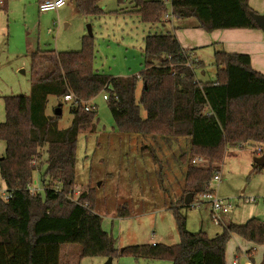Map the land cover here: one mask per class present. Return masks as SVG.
<instances>
[{"label":"trees","instance_id":"1","mask_svg":"<svg viewBox=\"0 0 264 264\" xmlns=\"http://www.w3.org/2000/svg\"><path fill=\"white\" fill-rule=\"evenodd\" d=\"M7 1L0 0V5L5 7ZM99 1L75 0V4L80 13L91 18L104 14ZM130 1L134 12L148 24L168 13L161 0ZM169 9L178 19H194L208 33L259 28L247 0H170ZM187 52L173 34H148L144 38L143 69L132 76L94 71L90 34L82 37L78 51L53 53L48 58L31 55V70L37 68L39 59L49 63V70L32 83L28 95L2 98L0 140L5 150L0 159V179L10 198H0V264H60L63 244L78 246L80 258L129 255L172 264H226L225 249L232 235L264 245V221L258 218L227 224L213 237L186 229V218L179 210L189 206L184 205L185 196L190 194L189 202L197 199L207 191L214 171H219L216 165L191 164V158L198 155L221 164L229 146L264 145V75L252 69L249 56L215 51V80L202 82L187 65ZM138 83L141 90L137 97ZM103 92L120 133L187 141L186 151L177 158L183 166V196L169 207L179 235L176 244L145 243L118 250L101 228L92 191L81 194L77 201L69 198L75 186L77 138L96 117L89 102ZM50 95L58 99V107L66 95L72 96V120L64 129L57 127L60 114L45 113ZM85 105L91 109L85 111ZM44 149L45 169L40 175L43 190L31 195L27 186ZM260 169L254 164L250 173ZM259 264H264V258Z\"/></svg>","mask_w":264,"mask_h":264},{"label":"rangeland","instance_id":"2","mask_svg":"<svg viewBox=\"0 0 264 264\" xmlns=\"http://www.w3.org/2000/svg\"><path fill=\"white\" fill-rule=\"evenodd\" d=\"M72 2L74 0H71V4ZM98 3L104 14L87 19L76 15L72 20L73 26L66 30L64 25H60L52 16V12L40 14L31 0H11L7 14L0 10V27L9 31L8 36L1 39V46L3 41L5 42L1 53L6 47L11 54H16L26 42L33 45V50L53 49L57 37L59 43H63V47H68V34L74 42L80 39L78 47L62 49L78 51L81 49L82 34H79L81 31L76 30V27L81 25L85 36L90 26L94 71L111 76L139 74L143 69V57H139L140 48L141 50L143 48V37L148 33L151 35L165 33V30L170 31L171 28L167 25L162 32H157L153 25L143 22L137 14L130 12L133 9L130 0H101ZM167 9V14H170L168 5ZM82 20H86L84 24ZM60 27L62 33H59ZM200 50H203L202 66L197 68L190 64L189 67L195 70L197 80L213 81L215 68L211 50L208 48ZM55 51L59 50L55 49ZM25 55L28 59L26 74L19 72L17 79L12 78L9 82L14 86L27 82L24 92L28 94L31 72L28 53L25 52ZM16 80H19V83ZM140 90L141 84L138 83L137 97ZM11 91L19 93L16 90ZM103 94L106 93L98 94L89 102V105L95 107L96 117L92 125L80 132L77 138L75 186L69 198L77 201L81 194L92 191L95 200L94 212L101 217V228L114 240L118 250L153 240L165 245L176 244L179 242V235L169 207L183 196L185 186L183 166L177 158L181 152L186 151L187 141L184 138H179L177 141H163L138 134L120 133L115 127L107 100L102 97ZM58 104V99L50 95L45 113L52 116ZM69 106L70 101H62L57 123L59 129H64L71 123L72 114L69 112ZM141 117H145L143 110ZM3 120L4 113L0 118V121ZM255 145L248 144L242 148H238V145L229 146L221 164L214 163L206 157H202L203 163L196 164L201 167L216 165L221 169L220 182H212L211 186L215 197L227 201L231 205V210L225 216H221L222 222L217 224L211 218L208 203H201L198 207L190 205L180 207V212L186 217V229L190 233L204 232L208 237H213L220 233L227 223L244 224L252 218L262 219L264 199L256 194L259 187L254 179L255 173H250L252 168L248 165L247 157H244L248 152L254 153ZM4 150L5 143L0 140V159ZM237 152H241L242 155ZM252 153L250 156L253 159ZM196 157L199 156L191 158V164L192 159ZM45 159L44 149L38 170L33 172L31 183L32 187L41 193L43 189L40 175L45 169ZM214 172L216 173V170ZM1 182L0 179V185ZM236 238L245 242L250 248H255L253 258L256 259L258 255V262L264 252L260 248L264 245H255L240 237ZM229 242L233 243V249L231 255H225L227 264L237 254L240 255L239 263H243L242 254L235 245L236 241L230 237ZM59 259L60 264H74V262L105 264L107 261V257L103 255L80 258L78 246L65 244L60 247ZM110 264L172 263L167 260L135 259L129 255H116L112 257Z\"/></svg>","mask_w":264,"mask_h":264},{"label":"crops","instance_id":"3","mask_svg":"<svg viewBox=\"0 0 264 264\" xmlns=\"http://www.w3.org/2000/svg\"><path fill=\"white\" fill-rule=\"evenodd\" d=\"M10 1L11 0L7 1V4L5 7H2V5H0V10H2L6 14L8 12V7H9ZM31 1H32L33 6L35 3V5L37 7V11L39 12L38 5L40 4V2L42 0H31ZM161 1L166 2V6L170 5V0H161ZM247 5L256 14H263L264 13V0H247ZM135 10L136 9L134 8V5H133V9H131L130 12H132L133 14H136V13H134ZM49 12H52V14H53L52 16L56 18V21H59L60 25L63 24L66 30H68L69 28H71L73 26L72 20L76 15L83 17V19L84 18L87 19V17H85L82 13H80L78 11V9L76 8L75 0H74V2H72V4H71V0H69V2L67 4H65L64 6H62L61 8H59L57 10H51L48 12H44V13L47 14ZM39 13L44 14L42 12H39ZM167 15H168L167 19H165L163 17L158 22L150 24V25H153V27H155L157 32H162V30L165 27H167V25H169V27L171 28L170 31H168V29H167V30H165V33H159V34H173L176 37V39L178 40L182 49L188 51L187 54L189 55V62H191L192 65H195L197 68L202 66L203 61L201 58H202L203 50H200V49H207L208 48L211 50L212 58H213V54L215 51H223L225 53H230V54H246L249 56L250 65H251L252 69L255 70L256 72H259V73L264 75V34L260 28L218 29V30H214V31L208 33V32H205L204 30H202L201 28H199L197 22L192 18L178 19V18L172 16L171 13L167 14ZM192 20L195 22H193ZM82 21L84 24V22L86 20H82ZM53 26H55L54 22H53ZM78 29L81 31L79 34H82L81 35V38H82L83 34H84V30L82 29L81 25H78L76 27V30H78ZM76 30H74V31H76ZM62 31L63 30L60 27L59 33H62ZM8 34H9V31L6 28L0 27V118H2V113H3L2 98L4 96H9V95H28L30 92V87H31L32 83L42 74V72L49 70V68H50L49 63L47 61H44L41 59H39V61L37 63V68L35 70H31V68H30L31 82L28 85L29 86L28 94L24 92V90H26V88H27V82H26V84H25V82L23 84H20L19 80H16L19 83V85L18 86L12 85L9 82L10 79H12V78L17 79V77H18L17 73H19V72H21L24 75L27 72L26 66L28 64V59H26L25 52L28 53L29 67H30V58H31L32 54L38 53L39 58H43V57L48 58V57L52 56L53 53L56 54L59 52H64L63 50L69 51V50L62 49V48H67V49L74 48V49H76L78 47V41H80V39H79L76 42H74L73 40H71V38L69 37V34H68V44H69L68 47H63L64 46L63 43L62 42L59 43V39L57 37V40L54 42L53 49H48V48L39 49V48H37L36 50H33V45L29 42H26V43L22 44V46L19 48V50L17 51L16 54H11L9 52L8 48H6V47L3 49V53H1L2 48L5 45V42L3 41L2 46H1V39H4V37H7ZM148 34H150V33H148ZM147 35H145L143 37V47H144V38ZM69 46H74V47H69ZM54 48L56 50H59V51H55ZM196 50H199V51H196ZM48 52H50V53H48ZM141 56L143 57V48H142V50L140 48L139 57H141ZM194 72H195V70H194ZM11 90H16L19 93L12 92ZM0 122H2V121H0ZM245 145H248V143L240 144V145H238V148H242ZM257 147H261L263 149V152H264V145H262V144H256L254 147V152H255ZM250 153H252V152H250ZM250 153L248 152L247 156L244 155V157H247L248 165L250 168H252V166L255 164L253 162V159L255 157L260 156L261 154L256 155L255 153H252L254 156L252 159L250 156ZM238 154L242 155L241 152ZM260 168L261 169L259 171L255 172L254 179H256L255 180L257 182L256 184L259 187V191L256 194L262 196V198L264 199V167H260ZM219 170H221V169L219 168ZM1 183H2V185H0V190H5L4 183L3 182H1ZM1 186L3 188H1ZM177 201H178V199H177ZM192 202L193 201L189 202L188 204L191 206ZM226 214H223L222 216H225ZM260 220L264 221V216H262V219H260ZM236 237H239V236H234V235L231 236L233 241H236V244L235 243L234 244L237 245V250L238 249L240 250V252L242 254L241 257L243 258L244 262L239 263L240 255L237 254V255L233 256V259L229 262V264H234V263H237V264H259L262 261V259L264 258V252L262 253L260 260L257 262L258 255H257L256 259L253 258L254 251H256L255 248H252V247L250 248L249 246H247V244L245 242L238 240V238H236ZM147 243L155 244L158 242L153 240V241L147 242ZM251 244H253V243H251ZM230 245H232V246H230ZM260 246H263V245H260ZM230 247H232L231 250H230ZM232 249H233V243L228 241V243L226 245V249H225V255L226 254L231 255ZM260 249L263 251L264 247L260 248ZM225 262H226V259H225ZM226 264H227V262H226Z\"/></svg>","mask_w":264,"mask_h":264},{"label":"built area","instance_id":"4","mask_svg":"<svg viewBox=\"0 0 264 264\" xmlns=\"http://www.w3.org/2000/svg\"><path fill=\"white\" fill-rule=\"evenodd\" d=\"M68 2L69 0H42L40 4L38 5V10L39 12H42V13L48 12L51 10H57L61 8L62 6H64L65 4H67ZM164 4L166 5V2H164ZM167 17L168 15L166 14L164 18L167 19ZM190 64L192 65L191 62L187 63L188 66ZM102 97L104 100H106L107 94H103ZM71 99H72L71 95H66L64 97V100L70 101ZM84 109L85 111H88L89 109H91V106L85 105ZM262 152H263V149L261 147H257L254 153L256 155H260L262 154ZM191 162L192 164H199V163H203L204 159L202 157H196L192 159ZM220 180H221L220 172L219 171H216V173L214 172L211 180L207 184V188H206L207 191L191 203L192 207H198L201 205V203H204V202L208 203L210 207L211 218L214 221V223H217V224L222 222L221 216L223 214L230 212L231 210V205L227 201L223 199H218L214 195V189L212 188L211 183L212 182L218 183L220 182ZM27 189L29 190L31 195L38 192L37 189L32 187L31 183L28 184ZM0 193H1L0 198H2L3 200H8L10 198V195L6 193L5 190H2V191L0 190ZM234 264H237V263H234Z\"/></svg>","mask_w":264,"mask_h":264},{"label":"water","instance_id":"5","mask_svg":"<svg viewBox=\"0 0 264 264\" xmlns=\"http://www.w3.org/2000/svg\"><path fill=\"white\" fill-rule=\"evenodd\" d=\"M251 15L255 23L259 26V28L262 30L264 34V13L263 14L252 13ZM88 34L91 35L90 26H88ZM55 114L56 115L60 114V107H57L55 109ZM253 162L260 167H264V152L260 156L255 157L253 159ZM189 200H190V194H187L184 198V204L187 205L189 203ZM111 260L112 257H108L105 264H110Z\"/></svg>","mask_w":264,"mask_h":264}]
</instances>
